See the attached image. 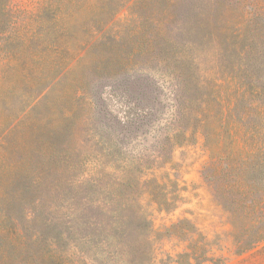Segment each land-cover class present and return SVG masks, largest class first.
<instances>
[{"label": "trees", "instance_id": "1", "mask_svg": "<svg viewBox=\"0 0 264 264\" xmlns=\"http://www.w3.org/2000/svg\"><path fill=\"white\" fill-rule=\"evenodd\" d=\"M140 1L127 8L114 0H0V60L20 64L27 74L39 72L34 78L45 83L37 98L66 87L76 47L83 52L76 66L92 49L110 55L114 48L125 57L119 70L135 68L129 65L132 56L165 65V167L166 154L175 148L198 147L206 157L201 176L216 198L218 220L204 230L183 217L157 231L155 215H173L185 203L186 189L175 177L165 172L159 180L138 163L145 173L130 181L123 161H103L110 148L102 145V153L75 175L81 163L67 155L74 129L38 127L35 120L26 129L0 133V264H226V254L241 255L264 242L260 0ZM130 7L127 36L107 27L119 8ZM79 30L89 37L82 43ZM95 32L102 38L94 40ZM127 38L129 50L122 51ZM249 113L262 123L250 126ZM14 131L26 137L22 148L10 140ZM98 139L95 134L99 144ZM106 170L118 174L111 184L104 181ZM67 171L69 197L59 193L57 205L66 221H55L50 236L28 229L38 199L25 203L27 197L48 177L56 181ZM14 207L25 208L24 216L15 218Z\"/></svg>", "mask_w": 264, "mask_h": 264}, {"label": "rangeland", "instance_id": "2", "mask_svg": "<svg viewBox=\"0 0 264 264\" xmlns=\"http://www.w3.org/2000/svg\"><path fill=\"white\" fill-rule=\"evenodd\" d=\"M89 1L107 3L109 0ZM133 1L114 0L117 4L119 2L121 7L126 4L127 8ZM260 4L264 10V0H260ZM144 5L147 4L143 3L142 7ZM130 11L131 7L128 11L119 8L114 18L107 22V27H116L115 29L118 28V31L127 36V31L133 25L132 21L125 20ZM94 34V40L99 36L102 38L103 35L96 32ZM76 37L78 43L89 38L80 30ZM129 47L130 39L127 38L122 51H128ZM81 57L83 52L76 47L74 59L70 64L74 73L66 80V87H56L39 98L37 95L45 82L34 78L39 75L38 71L27 74L20 64L14 62L8 65L6 61L0 60V133L26 129L32 126L35 120L38 122L34 126L38 127L60 125L74 129L72 139L68 140L70 145L67 155L74 163H81V168L75 175L82 171V165L93 155L102 153L99 150L101 145L107 146L110 152H107L109 155L104 157L103 161H123L126 164V179L132 181L140 172L145 173L144 170L138 169V163H141L144 167L154 170L159 180L167 172L171 179L176 178L179 187L186 189V192L181 194L185 203L173 215H155L154 224L157 231H163L165 226L183 217L195 220L204 230L208 229V224L218 220L220 213L215 206L214 193L201 176L206 157L198 147L175 148L169 155L166 154L170 162L165 167V111L168 105L165 97V65H156L155 61L146 56H132L129 65L133 64L135 68L119 70L117 66L124 64L125 57L116 48L110 55L101 51L94 52L92 49L76 66L75 61ZM92 61L101 67L96 68ZM104 65L108 67H103ZM68 112L70 115L64 120L61 115ZM251 114H248L252 118L248 119L250 126L262 123L261 116L252 117ZM259 114L261 115V111ZM95 134L100 137L99 144L93 140ZM10 140L22 148L26 137L14 131ZM11 159L16 161L18 156L12 155ZM30 162L31 158L27 156V163ZM117 176L112 170H106L104 181L111 184ZM69 178H72L69 171L57 175L56 181L48 177L27 197L25 203L30 199H38V203L32 206L34 221L30 222L28 229H35L42 235L50 236L56 230L55 221H66V211L57 205L59 193L65 195V199L69 197L66 185ZM154 187L155 184L152 183L149 189L153 191ZM84 190L83 186L79 192L84 194ZM22 209L14 207L12 215L17 219L24 216L26 209ZM226 256V264H264V242L241 255L231 252Z\"/></svg>", "mask_w": 264, "mask_h": 264}]
</instances>
